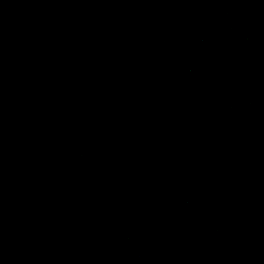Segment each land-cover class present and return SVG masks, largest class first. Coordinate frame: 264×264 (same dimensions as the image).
Returning <instances> with one entry per match:
<instances>
[{
  "label": "water",
  "instance_id": "water-1",
  "mask_svg": "<svg viewBox=\"0 0 264 264\" xmlns=\"http://www.w3.org/2000/svg\"><path fill=\"white\" fill-rule=\"evenodd\" d=\"M0 264H264V0H0Z\"/></svg>",
  "mask_w": 264,
  "mask_h": 264
}]
</instances>
